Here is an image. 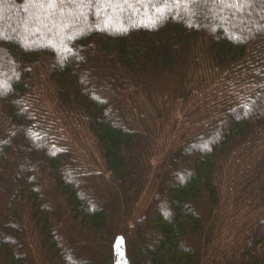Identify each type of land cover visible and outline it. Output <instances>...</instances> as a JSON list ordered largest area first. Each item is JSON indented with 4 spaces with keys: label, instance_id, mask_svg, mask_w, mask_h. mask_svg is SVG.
Returning a JSON list of instances; mask_svg holds the SVG:
<instances>
[{
    "label": "trees",
    "instance_id": "1",
    "mask_svg": "<svg viewBox=\"0 0 264 264\" xmlns=\"http://www.w3.org/2000/svg\"><path fill=\"white\" fill-rule=\"evenodd\" d=\"M117 242L264 264L258 0H0V264H116Z\"/></svg>",
    "mask_w": 264,
    "mask_h": 264
},
{
    "label": "rangeland",
    "instance_id": "2",
    "mask_svg": "<svg viewBox=\"0 0 264 264\" xmlns=\"http://www.w3.org/2000/svg\"><path fill=\"white\" fill-rule=\"evenodd\" d=\"M258 2H259V5H263L264 4V0H258ZM155 10V9H154ZM154 10H153V12H154ZM179 12H181V11H179ZM182 12H184V11H182ZM186 13H187V11H186ZM148 13L147 12H144V13H142V14H140V15H136L135 16V18H134V20H133V22L131 21L129 24H132V25H138V24H140V23H149V21L148 20H146L145 18H146V15H147ZM186 17H188V18H190L189 17V15H187L186 14ZM98 18H99V16H98ZM97 23L100 25V26H103V21L100 19V20H97ZM96 23V24H97ZM127 23V22H126ZM98 26V25H97ZM22 33H20V32H18V34L16 33V36H15V39H19V40H21L22 42H24V39H23V37H22ZM3 36L5 37V36H7L6 34H3ZM39 42H42V43H46V41H44V40H40V39H37V38H35V36L34 35H30V36H28V41H27V43H25L26 45H31V44H36V43H39ZM116 248H117V251H116V264H123V255H122V252H121V245H120V242H117L116 243Z\"/></svg>",
    "mask_w": 264,
    "mask_h": 264
}]
</instances>
